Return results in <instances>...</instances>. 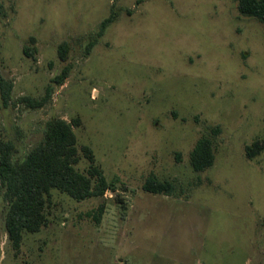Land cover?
<instances>
[{"label": "rangeland", "instance_id": "rangeland-1", "mask_svg": "<svg viewBox=\"0 0 264 264\" xmlns=\"http://www.w3.org/2000/svg\"><path fill=\"white\" fill-rule=\"evenodd\" d=\"M0 70L13 84L8 105L0 94V142L14 159L48 120L79 118L78 146L112 184L80 201L52 189L48 224L25 231L18 253L1 189L0 264H264V23L237 0H0ZM49 85L45 105L24 100ZM204 136L215 162L195 171ZM150 173L174 190L145 191Z\"/></svg>", "mask_w": 264, "mask_h": 264}, {"label": "trees", "instance_id": "trees-1", "mask_svg": "<svg viewBox=\"0 0 264 264\" xmlns=\"http://www.w3.org/2000/svg\"><path fill=\"white\" fill-rule=\"evenodd\" d=\"M237 3L240 14L256 17L264 23V0H237ZM112 18L103 21L102 31L113 20ZM24 51L33 55L29 48H25ZM68 52V43L59 46L62 60L67 59ZM70 72L71 66L66 65L52 82L64 84ZM12 89V82L6 79L0 70V94L5 105L11 100ZM52 94L53 86L49 85L43 98L37 100L25 97L24 100L31 107H41L49 101ZM80 124L79 118L71 121L62 118L48 120L43 140L22 160L14 159L16 146L12 141L0 142V190H4L9 202L6 229L12 247L17 253L21 250L25 231L37 232L48 224L46 209L52 189H58L80 201L104 196L111 188L112 184L104 170L95 163L92 147L78 146L74 126ZM259 150V143L253 147H246L249 157L254 156ZM82 155L90 161L87 173L76 168ZM190 161L195 171H203L213 166L215 152L211 138L204 136L197 141L191 151ZM143 189L155 194H169L174 190V183L171 180H161L156 174L150 173L145 179ZM104 212L105 204H101L94 214L97 222H100Z\"/></svg>", "mask_w": 264, "mask_h": 264}]
</instances>
